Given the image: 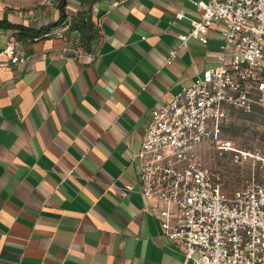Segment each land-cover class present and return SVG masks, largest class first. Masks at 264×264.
<instances>
[{
    "label": "crops",
    "instance_id": "obj_1",
    "mask_svg": "<svg viewBox=\"0 0 264 264\" xmlns=\"http://www.w3.org/2000/svg\"><path fill=\"white\" fill-rule=\"evenodd\" d=\"M82 2L89 27L68 0L0 7L33 30L0 26V62L12 41L30 57L0 66V264H185L145 210L139 153L152 109L220 63L222 25L184 44L193 0Z\"/></svg>",
    "mask_w": 264,
    "mask_h": 264
},
{
    "label": "built area",
    "instance_id": "obj_2",
    "mask_svg": "<svg viewBox=\"0 0 264 264\" xmlns=\"http://www.w3.org/2000/svg\"><path fill=\"white\" fill-rule=\"evenodd\" d=\"M68 1L76 13L87 9L82 0ZM193 2L201 18L191 21L181 39L184 44L191 37L207 41L220 21L221 60L171 101L152 109L139 153L145 210L184 251L185 264H264V174L228 195L200 153L203 145L212 144L218 155L232 153L236 162L248 156L264 171V157L239 150L232 139L222 137L232 107L264 112V0ZM15 43L9 47L10 61L0 66L30 60ZM176 53L171 51V58Z\"/></svg>",
    "mask_w": 264,
    "mask_h": 264
},
{
    "label": "rangeland",
    "instance_id": "obj_3",
    "mask_svg": "<svg viewBox=\"0 0 264 264\" xmlns=\"http://www.w3.org/2000/svg\"><path fill=\"white\" fill-rule=\"evenodd\" d=\"M44 1L0 0V7L11 12L32 11ZM222 137L232 139L239 150L264 157V112L260 108L249 113L232 107L229 124L224 127ZM200 153L203 163L218 173L228 195L254 176L257 180L263 178L264 171L260 164L248 156L236 162L232 153L218 155L212 144L203 145Z\"/></svg>",
    "mask_w": 264,
    "mask_h": 264
},
{
    "label": "trees",
    "instance_id": "obj_4",
    "mask_svg": "<svg viewBox=\"0 0 264 264\" xmlns=\"http://www.w3.org/2000/svg\"><path fill=\"white\" fill-rule=\"evenodd\" d=\"M74 22H75V25L77 24H80V26L82 27H89L88 24H87V21H86V16L83 14V13H77L75 19H74ZM0 26H5V27H8V28H13V29H18L20 34L21 35H27L29 34L30 31L33 32L32 29L30 28H27L25 26H19V25H14V24H11L10 22L4 20L3 22L0 21ZM48 29H42V30H39L37 31L36 35H40V34H43L47 31Z\"/></svg>",
    "mask_w": 264,
    "mask_h": 264
}]
</instances>
